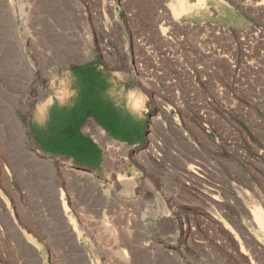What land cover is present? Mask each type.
Segmentation results:
<instances>
[{
	"label": "rangeland",
	"instance_id": "1",
	"mask_svg": "<svg viewBox=\"0 0 264 264\" xmlns=\"http://www.w3.org/2000/svg\"><path fill=\"white\" fill-rule=\"evenodd\" d=\"M176 1L0 0V264H264V0Z\"/></svg>",
	"mask_w": 264,
	"mask_h": 264
},
{
	"label": "bare ground",
	"instance_id": "2",
	"mask_svg": "<svg viewBox=\"0 0 264 264\" xmlns=\"http://www.w3.org/2000/svg\"><path fill=\"white\" fill-rule=\"evenodd\" d=\"M176 1V0H175ZM198 1H200V0H198ZM197 1V2H198ZM203 2V1H202ZM200 3V2H199ZM174 5H173V8H172V10H173V13L175 12H178V11H180L181 10V8H182V3H181V1H176V2H174L173 3ZM195 4V3H194ZM197 4V3H196ZM200 5V4H199ZM36 116V115H35ZM60 162V161H59ZM64 164V163H63ZM254 217L256 218V217H258V219H259V223H261V225L262 226H264V216H262V214H260V212L258 213V214H255V216H253V220H254ZM252 220V219H251Z\"/></svg>",
	"mask_w": 264,
	"mask_h": 264
},
{
	"label": "crops",
	"instance_id": "3",
	"mask_svg": "<svg viewBox=\"0 0 264 264\" xmlns=\"http://www.w3.org/2000/svg\"><path fill=\"white\" fill-rule=\"evenodd\" d=\"M78 34H80V30L79 29H78ZM81 57H82V51L79 50L78 51V55H77L78 62H76L73 65H71L70 61L68 60L67 62H65V64L63 65V67L66 68V69H70V68H72V66H81L83 64L85 65L86 60L81 61Z\"/></svg>",
	"mask_w": 264,
	"mask_h": 264
},
{
	"label": "trees",
	"instance_id": "4",
	"mask_svg": "<svg viewBox=\"0 0 264 264\" xmlns=\"http://www.w3.org/2000/svg\"><path fill=\"white\" fill-rule=\"evenodd\" d=\"M74 135H75L74 138L80 141L81 144L86 143V144L92 145L90 141L86 140L78 131H76Z\"/></svg>",
	"mask_w": 264,
	"mask_h": 264
}]
</instances>
